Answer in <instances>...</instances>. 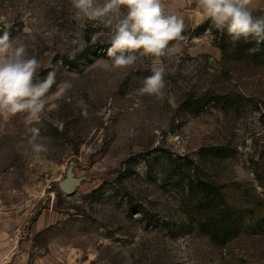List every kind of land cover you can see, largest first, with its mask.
Wrapping results in <instances>:
<instances>
[{"label":"rangeland","instance_id":"1","mask_svg":"<svg viewBox=\"0 0 264 264\" xmlns=\"http://www.w3.org/2000/svg\"><path fill=\"white\" fill-rule=\"evenodd\" d=\"M0 18L38 79L72 84L39 124L0 117V264H264V63L224 55L207 21L175 55L113 69L107 30L70 0H0ZM161 64L163 99L141 95ZM197 177L242 218L226 243L199 229Z\"/></svg>","mask_w":264,"mask_h":264},{"label":"clouds","instance_id":"2","mask_svg":"<svg viewBox=\"0 0 264 264\" xmlns=\"http://www.w3.org/2000/svg\"><path fill=\"white\" fill-rule=\"evenodd\" d=\"M77 16L96 21L104 31L110 47L107 56L112 58L113 69L130 68L136 64L138 55L157 60L170 57L180 51V42H187L182 17L165 12L163 0H70ZM201 14L220 31L226 29L233 42L249 37L257 45L264 43V16H255L253 0H195ZM2 19V18H0ZM10 29V24H5ZM249 54L260 51L250 48ZM105 67H108L105 64ZM41 62L28 53L27 45L11 37L9 30L0 34V117L9 119L18 115L24 123L39 124L41 116L58 107L54 102L63 98L72 87L70 81L57 85L56 70L48 71L38 79ZM166 70L154 67L151 75L143 78L141 95L147 94L163 99ZM56 85V91L52 92ZM33 137L39 128L31 129ZM33 152L39 156L46 152L43 144L33 143Z\"/></svg>","mask_w":264,"mask_h":264},{"label":"trees","instance_id":"3","mask_svg":"<svg viewBox=\"0 0 264 264\" xmlns=\"http://www.w3.org/2000/svg\"><path fill=\"white\" fill-rule=\"evenodd\" d=\"M210 23L211 21L208 19L204 27L208 28ZM213 30L216 34L219 48L224 55L238 60L247 59L264 63V43L257 45L256 41L251 37L247 41L241 38L239 41L233 42L227 35L226 29L220 31L214 27ZM254 47H259L260 51L250 55L248 50ZM216 98L218 96L211 97V99ZM193 184L195 190L191 189V192H197L196 199L198 212L200 213L199 229L221 243H226L233 239L241 228L242 218L240 220L236 218L219 186L213 181H205L199 177L192 182ZM262 225L261 228L264 227V221Z\"/></svg>","mask_w":264,"mask_h":264},{"label":"crops","instance_id":"4","mask_svg":"<svg viewBox=\"0 0 264 264\" xmlns=\"http://www.w3.org/2000/svg\"><path fill=\"white\" fill-rule=\"evenodd\" d=\"M165 12L176 14L183 18L185 28L205 23L206 19L196 6L195 0H163ZM251 8L254 11L264 9V0H253Z\"/></svg>","mask_w":264,"mask_h":264},{"label":"water","instance_id":"5","mask_svg":"<svg viewBox=\"0 0 264 264\" xmlns=\"http://www.w3.org/2000/svg\"><path fill=\"white\" fill-rule=\"evenodd\" d=\"M75 163L73 161L70 162L67 171L66 177L59 182V188L65 192L66 194H73L78 186L81 184L83 178H79L75 176L74 173Z\"/></svg>","mask_w":264,"mask_h":264},{"label":"built area","instance_id":"6","mask_svg":"<svg viewBox=\"0 0 264 264\" xmlns=\"http://www.w3.org/2000/svg\"><path fill=\"white\" fill-rule=\"evenodd\" d=\"M16 235H19V233H17Z\"/></svg>","mask_w":264,"mask_h":264}]
</instances>
